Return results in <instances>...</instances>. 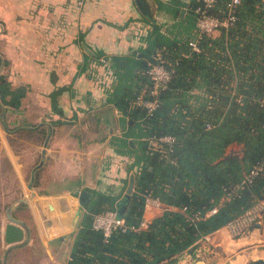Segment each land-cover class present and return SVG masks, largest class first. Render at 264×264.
I'll return each instance as SVG.
<instances>
[{"label": "trees", "instance_id": "1", "mask_svg": "<svg viewBox=\"0 0 264 264\" xmlns=\"http://www.w3.org/2000/svg\"><path fill=\"white\" fill-rule=\"evenodd\" d=\"M202 2L157 0L158 8L173 16V26L164 32L161 24L151 22L141 37L146 46L126 58L128 65L112 57L111 68L105 66L107 75H113L108 102L128 124L126 135L113 138L111 145L117 154L133 159L128 172L135 187L123 219L140 228L148 196L159 199L164 210L146 228L117 229L107 237L93 227L94 217L117 212L130 177L121 191L85 188L80 193L87 194L85 211L68 264H177L184 253L197 255L200 240L264 201V172L228 197L256 163L264 162V0H241L232 25L218 35L199 36L196 8ZM227 2L216 0L211 12L226 17ZM184 7L187 14L181 18ZM191 41L197 42L198 51ZM158 50L174 73L160 94V106L150 113L135 101L149 96L147 70ZM102 56L98 51L94 61L99 63ZM7 65L0 55V71ZM63 91L51 93L58 114L63 113ZM25 92L0 74V106L19 108ZM207 123L213 127L208 129ZM164 135L175 137L173 144H160L174 162L153 149L152 139ZM234 144L239 149L228 152Z\"/></svg>", "mask_w": 264, "mask_h": 264}, {"label": "crops", "instance_id": "2", "mask_svg": "<svg viewBox=\"0 0 264 264\" xmlns=\"http://www.w3.org/2000/svg\"><path fill=\"white\" fill-rule=\"evenodd\" d=\"M79 1L0 0V55L8 61L0 74L7 75L13 88L26 89L19 108L0 106V157L9 161L20 190L10 203L4 200L6 194L0 198L2 261L9 247L4 239L9 207L14 206L12 215L30 229V242L10 252L8 264H68L85 211L80 193L88 187L125 188L133 175L128 172L133 159L117 154L111 141L126 135L127 118L108 102L113 75L108 76L94 56L102 52L110 68L112 57L121 58L126 66V58L146 46L141 37L151 22L161 24L164 32L174 24L157 0H147L154 20L136 0H82V5ZM184 10L181 18L187 14ZM158 53L163 55L162 50ZM106 76L112 79L108 87L100 83ZM59 88H64L59 97L62 114L52 108L51 93ZM22 132L34 138L23 144ZM48 135L46 159L30 191L25 179L40 163L44 146L40 139ZM233 148L239 146H230L228 152ZM21 199L26 202L19 203ZM162 211L146 209L145 218L151 221ZM256 225L262 227L261 219ZM225 227L200 240L196 251L210 243L229 246L228 237L220 234Z\"/></svg>", "mask_w": 264, "mask_h": 264}, {"label": "built area", "instance_id": "3", "mask_svg": "<svg viewBox=\"0 0 264 264\" xmlns=\"http://www.w3.org/2000/svg\"><path fill=\"white\" fill-rule=\"evenodd\" d=\"M202 5H199L196 8L198 13V19L196 22V28L199 36L202 35H216L219 33L222 27H228L232 25L236 20V12L241 4V0H227V16L221 18L211 12V8L214 6L216 0H202ZM79 5L83 4V1L80 0L78 2ZM190 45L195 49L199 50L198 44L196 41H191ZM156 61L152 63L148 70L147 74L150 76L151 79V86L148 90V97L140 96L136 101L135 104L146 108L150 113H152L156 108L160 106V94L163 90L168 87L170 83L174 68L168 66V61L163 57L161 53L156 54L155 56ZM100 62L102 65L107 66L108 60L105 57L100 58ZM111 79L106 76L103 78L100 83L108 87L110 85ZM241 102V99H239ZM206 127L208 129L212 128L213 125L211 123H207ZM175 142V137L172 135H164L160 136L159 138H153L152 144L153 149L157 150L160 149V144L167 143L173 144ZM161 151V158L170 160L174 162L169 155V150L167 149H160ZM264 172V162L256 163L252 169L245 175L243 181L235 186H233L229 192L228 197H233L237 195V192L244 188L247 184L253 182V180L262 175ZM256 207V206H255ZM254 207V208H255ZM164 204L157 198L152 196H148L146 199V209H160L164 210ZM253 208V209H254ZM253 209L247 211L245 214L237 218L236 220L232 221L228 225H233L238 223L242 226L249 227L251 223L255 220L253 215ZM216 212V209L212 210L209 214ZM148 221L146 218L141 223L140 228H146L148 226ZM258 222V221H257ZM256 223V222H255ZM93 227L97 230H102L104 234L108 237L110 234L117 229H121L122 231H126L128 228L133 230H138L140 228H136L135 226H127L125 220L122 218H118V214L114 210H107L102 214H97L93 220ZM210 235L206 236L208 238Z\"/></svg>", "mask_w": 264, "mask_h": 264}, {"label": "rangeland", "instance_id": "4", "mask_svg": "<svg viewBox=\"0 0 264 264\" xmlns=\"http://www.w3.org/2000/svg\"><path fill=\"white\" fill-rule=\"evenodd\" d=\"M21 137L24 144V140L30 141L34 138V134L22 132ZM44 137L42 136L40 139L42 145H44L46 140ZM10 140L14 142L15 137H11ZM0 162L2 164L0 166V198L3 194H6L4 200L10 203L17 196H20L19 183L14 177L9 161L3 154L0 157ZM30 177L31 175L28 174L25 179L26 188ZM253 215L256 221H253L249 227L235 223L227 225L220 231L221 235L228 237L229 246H216L215 243L206 244L205 250L196 251V256L187 253L184 257L180 258L181 260L179 259L180 261L177 264H197L199 262L204 264H216V262H219V264H256L255 261L264 260V201L256 205L253 209ZM260 219L262 227L257 228L256 223Z\"/></svg>", "mask_w": 264, "mask_h": 264}, {"label": "water", "instance_id": "5", "mask_svg": "<svg viewBox=\"0 0 264 264\" xmlns=\"http://www.w3.org/2000/svg\"><path fill=\"white\" fill-rule=\"evenodd\" d=\"M136 1L140 9L142 10V12L146 14L147 16H149L152 20H154L152 9L150 8V5L148 4L147 0H136ZM184 12L185 10L183 9L182 14ZM86 50L94 54V52L87 47H86ZM139 56H141V54H139ZM124 64L125 62L123 61L121 65H124ZM49 140H50V135L47 136L46 141L44 143V146L42 149V159L40 163L32 171L31 179L28 184V188L30 191H34L33 183L36 177V171L44 165ZM130 143L134 146L133 140H130ZM134 187H135V180H134V175H132L126 192L124 193L123 197L117 202V214H118V218L120 219L123 218V216L125 215V212L127 211L129 207L132 194L134 191ZM86 198H87L86 192H83L79 196V200L82 206L84 205ZM22 202H26V199L19 200V203H22ZM13 209H14V206H11L9 207L8 212H7L8 218L10 221L6 225V228L4 231V235H5L4 239H5V242L9 244V247L4 253L3 264H8V257L12 250H14L15 248L21 247V246H25L30 242V229L28 225L23 220H20L12 215ZM255 263L264 264V260L260 259L258 261H255Z\"/></svg>", "mask_w": 264, "mask_h": 264}]
</instances>
